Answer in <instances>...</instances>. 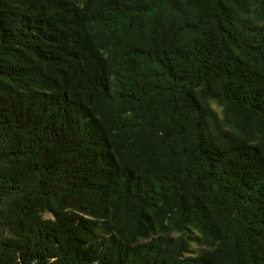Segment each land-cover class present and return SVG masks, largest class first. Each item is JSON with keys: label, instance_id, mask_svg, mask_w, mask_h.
Segmentation results:
<instances>
[{"label": "trees", "instance_id": "trees-1", "mask_svg": "<svg viewBox=\"0 0 264 264\" xmlns=\"http://www.w3.org/2000/svg\"><path fill=\"white\" fill-rule=\"evenodd\" d=\"M0 264H264V0H0Z\"/></svg>", "mask_w": 264, "mask_h": 264}]
</instances>
